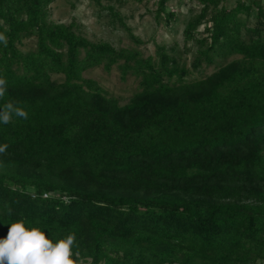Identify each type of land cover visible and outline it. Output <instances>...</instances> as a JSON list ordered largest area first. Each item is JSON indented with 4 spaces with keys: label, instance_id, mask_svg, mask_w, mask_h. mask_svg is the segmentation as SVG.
<instances>
[{
    "label": "trees",
    "instance_id": "16d2710c",
    "mask_svg": "<svg viewBox=\"0 0 264 264\" xmlns=\"http://www.w3.org/2000/svg\"><path fill=\"white\" fill-rule=\"evenodd\" d=\"M55 1L0 0V107L28 112L0 123V239L23 220L74 235L76 264H264V0H187L183 50L147 58L54 22ZM88 1L144 44L130 0ZM153 1L175 32L171 0ZM101 65L137 78L128 103L84 76Z\"/></svg>",
    "mask_w": 264,
    "mask_h": 264
},
{
    "label": "rangeland",
    "instance_id": "374dc122",
    "mask_svg": "<svg viewBox=\"0 0 264 264\" xmlns=\"http://www.w3.org/2000/svg\"><path fill=\"white\" fill-rule=\"evenodd\" d=\"M187 0L181 3L178 0H171L168 5L171 10H177L179 20L175 25V32H171L165 27L164 23H158L155 17L156 5L153 0H144L138 2L130 0L121 8V13L125 17V21L144 44L137 46L129 36L128 32L123 28L114 29L105 19H100L97 15L98 9L93 7L88 0H56L51 7V20L57 23L70 24L76 22L82 26L83 34L89 40L106 41L116 48L139 49L145 58L154 55L156 44L166 45L168 47L177 42L178 46L183 50L184 41L182 32L185 28L190 5ZM199 12V9H196ZM205 26H201L198 34L204 32ZM201 36V35H198ZM204 36H206L204 34ZM23 49L34 48L36 40H25ZM194 42L190 41L188 46L193 47ZM195 45V49H196ZM187 65L190 67L193 59L192 53H185ZM214 71V66L204 69L205 74ZM85 77L97 81L111 96L119 98L121 104L129 102L131 97L138 91V80L133 75H128L123 79L122 73L117 66L110 72L106 71L103 66L95 67L84 74ZM54 78L63 80V75H55Z\"/></svg>",
    "mask_w": 264,
    "mask_h": 264
},
{
    "label": "clouds",
    "instance_id": "9594fccd",
    "mask_svg": "<svg viewBox=\"0 0 264 264\" xmlns=\"http://www.w3.org/2000/svg\"><path fill=\"white\" fill-rule=\"evenodd\" d=\"M0 43L7 46V37L0 33ZM7 91V80L0 78V100ZM13 116L27 120L28 112L9 101L0 107V123L9 124ZM7 145H0V155ZM75 236L69 234L53 242L39 228H28L23 220L10 224L6 238L0 239V264H76L73 259Z\"/></svg>",
    "mask_w": 264,
    "mask_h": 264
},
{
    "label": "built area",
    "instance_id": "2783aa9c",
    "mask_svg": "<svg viewBox=\"0 0 264 264\" xmlns=\"http://www.w3.org/2000/svg\"><path fill=\"white\" fill-rule=\"evenodd\" d=\"M45 196H47V195H45Z\"/></svg>",
    "mask_w": 264,
    "mask_h": 264
}]
</instances>
